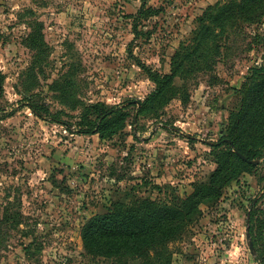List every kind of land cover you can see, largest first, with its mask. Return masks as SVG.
<instances>
[{
  "label": "rangeland",
  "instance_id": "rangeland-1",
  "mask_svg": "<svg viewBox=\"0 0 264 264\" xmlns=\"http://www.w3.org/2000/svg\"><path fill=\"white\" fill-rule=\"evenodd\" d=\"M226 3L0 0V264H139L88 253L81 228L111 203L184 198L216 170L210 145L264 64V18L230 28L211 69L186 63L156 112L141 66L172 75L197 20ZM37 25L41 52L25 42ZM112 108L122 128L79 132ZM255 161L169 244L172 264H257L246 229L264 209V155Z\"/></svg>",
  "mask_w": 264,
  "mask_h": 264
},
{
  "label": "trees",
  "instance_id": "trees-1",
  "mask_svg": "<svg viewBox=\"0 0 264 264\" xmlns=\"http://www.w3.org/2000/svg\"><path fill=\"white\" fill-rule=\"evenodd\" d=\"M139 14L143 15V11ZM262 18L264 0H227L226 4H217L214 10L205 12L197 20L191 45L181 46L174 55L172 75L161 77L141 66L156 86L154 93L146 100L151 108L156 112L166 103L163 96L173 78L182 74L186 63L199 66L203 62L211 69L207 64L214 62L213 56L219 51L218 43L224 34L237 23L260 24ZM40 26H35L36 29L25 42L31 50L41 52ZM240 95L242 103L230 113L219 142L210 145L217 167L208 182L195 186L192 194L179 197L170 204L146 199L111 203L105 214L88 219L81 228V240L88 253L106 259L138 261L139 264H172L169 244L181 240L186 227L200 215V206L217 202L225 187L240 172L257 167L243 161L237 153L248 161H255L264 155V64L251 71ZM137 104L142 106L141 103ZM98 106L101 105L91 108ZM31 109L34 110L32 106ZM116 109L96 110L99 115L95 124L86 120L79 132L103 137L113 128H122L124 117L117 119ZM6 214L9 215V212ZM10 219L9 215L6 221ZM250 225L256 262L264 264V248L261 251L258 245L264 242V209L251 213Z\"/></svg>",
  "mask_w": 264,
  "mask_h": 264
},
{
  "label": "water",
  "instance_id": "water-1",
  "mask_svg": "<svg viewBox=\"0 0 264 264\" xmlns=\"http://www.w3.org/2000/svg\"><path fill=\"white\" fill-rule=\"evenodd\" d=\"M139 105V104H138ZM136 120V119H135ZM240 158L243 160V161H246L252 165H257L258 162L257 161H248L244 156H242L241 154L237 153ZM246 235H247V238L249 239V247H250V251L253 252L254 251V246H253V243H252V240L250 239V215L248 214V217H247V229H246Z\"/></svg>",
  "mask_w": 264,
  "mask_h": 264
}]
</instances>
